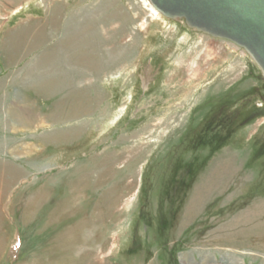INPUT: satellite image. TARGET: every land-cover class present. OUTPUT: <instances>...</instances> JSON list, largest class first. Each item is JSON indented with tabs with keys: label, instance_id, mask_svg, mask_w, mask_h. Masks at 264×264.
Segmentation results:
<instances>
[{
	"label": "rangeland",
	"instance_id": "1",
	"mask_svg": "<svg viewBox=\"0 0 264 264\" xmlns=\"http://www.w3.org/2000/svg\"><path fill=\"white\" fill-rule=\"evenodd\" d=\"M151 8L0 0V264L264 261L261 72Z\"/></svg>",
	"mask_w": 264,
	"mask_h": 264
},
{
	"label": "water",
	"instance_id": "2",
	"mask_svg": "<svg viewBox=\"0 0 264 264\" xmlns=\"http://www.w3.org/2000/svg\"><path fill=\"white\" fill-rule=\"evenodd\" d=\"M168 20L243 49L264 82V0H148Z\"/></svg>",
	"mask_w": 264,
	"mask_h": 264
},
{
	"label": "bare ground",
	"instance_id": "3",
	"mask_svg": "<svg viewBox=\"0 0 264 264\" xmlns=\"http://www.w3.org/2000/svg\"><path fill=\"white\" fill-rule=\"evenodd\" d=\"M149 5H150V4H149ZM151 9H152V8H151ZM115 10H116V9H115ZM152 10H153V9H152ZM58 12H60V10H59ZM153 12H154L153 16L158 15L154 10H153ZM52 13H53V12H51V15L54 14V13H53V14H52ZM55 13H56V12H55ZM56 14H57V13H56ZM53 17H54V15H53ZM117 17H118V16H117V12H116V13L113 12V13H111V16L109 17V19H110V20H114V21H116V23L118 24V22H119L118 20H119V19H118ZM115 18H116V19H115ZM122 19H123V18H122ZM144 21H145V20H143V23H145ZM174 21H177V20H174ZM120 28H121V26L119 25V26L117 27V31H116L117 33L115 32V34H118V30H120ZM38 29H39V28H38ZM83 29H84V28H83ZM85 29H86L85 32H88V31H90L91 28H89V26H86ZM93 32H95V31H93ZM85 34H86V33H85ZM96 34L98 35V33L96 32L94 36H96ZM200 34H201V33H200ZM202 35H203V34H202ZM205 36H206V35H205ZM203 38H204V37H203ZM204 39H205V38H204ZM242 50H243V49H242ZM122 51H123V50H122ZM243 51H244V50H243ZM244 52H245V51H244ZM246 54H247V53H246ZM222 162H223V161H222ZM208 174L210 175V178H209V180H210L211 177H213V176H215V175H219V172L216 171V170H213V171L209 172ZM216 180H217V179H216ZM207 182H208V181H207ZM203 188H204V187H203ZM195 189H196V188H195ZM195 189H194V190H195ZM220 189H221V187H220ZM199 191H200V187L198 186V188H197L194 192H199ZM204 259H205V258H204ZM202 260H203V259H202ZM235 262H236V260L233 259V260H232V263L235 264ZM184 264H185V263H184ZM262 264H264V261L262 262Z\"/></svg>",
	"mask_w": 264,
	"mask_h": 264
}]
</instances>
